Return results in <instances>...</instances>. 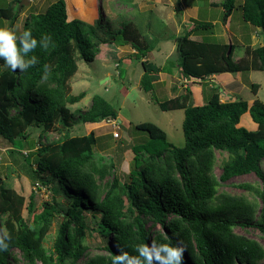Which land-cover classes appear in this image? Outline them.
Returning a JSON list of instances; mask_svg holds the SVG:
<instances>
[{"label": "trees", "instance_id": "1", "mask_svg": "<svg viewBox=\"0 0 264 264\" xmlns=\"http://www.w3.org/2000/svg\"><path fill=\"white\" fill-rule=\"evenodd\" d=\"M67 2L69 17H74L72 10L79 8L83 19L92 18V0L82 7L78 0ZM236 2L221 3L225 22ZM241 6L244 20L260 29L264 38V0H242ZM12 12L11 6L0 8V19L12 20L13 24L20 13L19 7L13 15ZM213 27V23L194 24L184 37L177 39L178 68L185 78L208 82L216 74L264 71V39L256 48L246 47L250 63L243 59L236 62L232 43L229 53V44L211 41L215 34ZM26 29L37 39L51 35L54 46L47 51L38 47L30 53L38 56L39 63L27 72L10 69L0 72V136L11 144L23 140L33 150L35 142L29 132L33 128L50 131L60 124L70 131L74 115L69 106L86 96L85 92L72 95L70 82L78 71V62L95 61L102 45L110 47L106 57L111 56L115 61L118 60L116 46L130 45L135 50V57L144 69L141 84L146 92L152 91L159 80L158 73L163 72L147 59L154 50L153 42L133 22L123 23L120 29L112 31L102 24L101 18L95 24L80 19L69 21L65 0H55L45 12L31 15L24 23ZM44 64L52 65L47 80L42 79ZM238 85L234 81L227 87L238 89ZM252 89L256 95L259 85L253 84ZM222 91L221 87L212 88L202 105L191 103L193 93L189 88L178 97L160 102L162 111H184L185 145L175 147L155 124L135 126L137 131L147 134V139L130 147L134 157L125 182L115 174L117 163L113 159L106 162L95 158L98 138L94 132L81 136L66 134L58 142L41 143L33 154L36 168L29 164L28 170L51 191L52 202L35 214L33 221L25 219L22 215L25 198L0 180V221L3 219L4 228L11 235L8 250L0 251V264H19L14 250L21 252L27 264H112L117 246L136 254L138 244L152 240L170 244L181 241L186 247L184 264L264 261V247L236 233V228H255L264 235V170L261 168L264 103L259 99L252 104L243 100L222 102ZM245 114L257 125L255 131L240 126ZM117 116L107 101L95 96L90 109L78 120L100 123ZM217 151L228 154L219 177L215 174ZM251 173L261 180L262 186H242L259 202L219 193L220 183ZM28 207L32 214L34 206L30 203ZM87 210L94 211L97 231L108 239L104 247L107 254L88 256ZM56 216L62 220L50 251L44 244ZM153 225H159L161 232H154Z\"/></svg>", "mask_w": 264, "mask_h": 264}, {"label": "rangeland", "instance_id": "2", "mask_svg": "<svg viewBox=\"0 0 264 264\" xmlns=\"http://www.w3.org/2000/svg\"><path fill=\"white\" fill-rule=\"evenodd\" d=\"M18 1L22 0H0V8H11L14 12ZM55 0H28L27 6H22L18 18L13 24L12 20L0 19V27L8 26L15 29L18 33L23 32L25 21L33 14H39L46 11L48 6ZM68 18L80 19L85 21L81 15L80 9L72 10L74 17H69V7L67 0ZM93 1V10L98 12V2ZM95 1V4H94ZM102 11L99 12V18L103 25L110 27L112 31H117L123 23L129 21L139 29L143 36L148 37L153 42L154 50L148 55V60L163 70L164 73H170L174 76H167L163 72L158 73L159 79L163 80L153 86L152 91L146 92L142 88L141 79L144 74L142 62L135 57L134 49L130 45L116 46L114 50L121 53V59H112L106 57L110 47L101 46V51L95 61L86 63L78 62V71L70 82V93L78 95L86 93L84 99L75 105L69 106L70 112L74 115L72 128H63L60 124L54 125L52 130L44 131L42 128L30 129L31 140L35 142V148L28 149L25 141H15L14 144L6 141L0 136V180L7 188L15 191L25 198V204L22 208V215L25 219L33 221L34 215L41 213L52 202V193L29 172V164L36 168L33 154L36 153L40 144H52L62 140L66 134L72 136L88 135L95 132L98 143L94 146V155L108 162L113 159L117 163L115 174L122 181L128 180L132 169V160L134 154L131 146L142 144L147 139V134L137 131L135 126L143 123H152L162 129L168 138V141L175 147L182 148L185 145L183 133L184 111H162L159 107L160 102L174 98L180 91V87L187 85L193 90L191 103L202 105L204 98L209 95L211 89L209 84L186 83L184 84L177 77H181L178 68V52L176 50L177 39L184 37L186 32L193 28L194 24L204 25L213 23L211 41L216 43H232L235 46L234 59L236 62L246 60L250 63L251 58L246 55L245 49L248 45L256 48L263 44V36L260 29L246 22L242 14V0H237L235 9L230 18L225 22L224 12L221 5L222 0H102ZM215 3V5H212ZM217 3V4H216ZM88 0H78L79 7L87 6ZM181 7V8H180ZM78 13V14H77ZM192 13L194 19L187 15ZM81 15V16H80ZM182 16L187 17V22L182 24ZM98 18V19H99ZM94 19H89L90 21ZM97 19V20H98ZM88 20V19H87ZM97 20H95L97 22ZM87 22V21H85ZM95 22V23H96ZM89 23V22H87ZM93 23V24H95ZM227 23V24H226ZM92 24V23H89ZM193 39L200 37L192 36ZM122 51V52H121ZM117 55V54H116ZM118 56V55H117ZM119 65V66H118ZM165 68V69H164ZM8 69L4 66V61L0 60V72ZM121 74V75H120ZM162 76V77H161ZM236 76V75H235ZM240 85L238 89H229L221 87L222 102H228L236 98L248 103L259 99L264 103V71H249L238 73ZM259 85L255 95L252 85ZM172 88V89H171ZM186 89L181 90V94ZM231 92H230V91ZM95 96L101 97L108 102L109 107L118 113V129L107 126L109 118L102 120L98 124L83 123L78 120L81 114L87 112ZM240 126L248 131H255L257 125L252 121L249 114L242 117ZM119 132V138H114L110 132ZM122 134H125L122 136ZM125 143H122L124 142ZM10 151H14L11 153ZM215 174L217 177L221 174V167L224 160L228 158L226 152H216ZM264 170V161L261 163ZM242 185L261 187V180L254 174H248L231 179L226 183H220L219 193H226L232 196H245L251 201L259 202L258 198ZM62 204H66L65 199L59 197ZM34 206V212L29 211V204ZM96 213V212H95ZM88 226L86 244L89 248L88 256L97 254H107L104 247L109 243L108 239L103 238L97 231V221L94 218V211L85 212ZM97 216L98 213H97ZM61 217L56 216L53 220L50 232L45 242L46 250H52L56 234L61 223ZM151 222L149 223V225ZM0 228H4L3 219L0 221ZM159 225H153L154 232H161ZM236 233L244 235L250 239L256 240L264 247V235L255 228H236ZM13 255L18 258L19 264H27L19 250H14ZM260 264H264L262 261Z\"/></svg>", "mask_w": 264, "mask_h": 264}, {"label": "clouds", "instance_id": "3", "mask_svg": "<svg viewBox=\"0 0 264 264\" xmlns=\"http://www.w3.org/2000/svg\"><path fill=\"white\" fill-rule=\"evenodd\" d=\"M54 46L51 35L44 34L39 39L32 35L30 29L18 33L15 29L0 27V60L13 72L24 73L39 63L36 55H30L39 47L45 51ZM42 79L47 80L52 73V65L44 64ZM11 235L5 228H0V251H7ZM186 247L181 241L175 244L157 243L152 240L138 244L136 254H131L123 247L117 246L112 264H184Z\"/></svg>", "mask_w": 264, "mask_h": 264}, {"label": "crops", "instance_id": "4", "mask_svg": "<svg viewBox=\"0 0 264 264\" xmlns=\"http://www.w3.org/2000/svg\"><path fill=\"white\" fill-rule=\"evenodd\" d=\"M224 0H222V2H223ZM96 2H98V12L96 11V9L94 10V14H93V16H94V19L93 20H85V21H87V22H89V23H95L96 21L95 20H97L98 18H99V12H100V10L102 11V5H101V2H103L102 0H96ZM221 2V3H222ZM221 3H219L218 5H221ZM94 4H95V1H94ZM217 4V3H216ZM212 5H215V3H212ZM181 8V7H180ZM103 12V11H102ZM103 14H104V12H103ZM105 15V14H104ZM187 17L188 18H192V19H194L195 17H193V15H192V13H190L189 15H187ZM187 17H184V16H182V19H181V22L180 23H182V24H184V23H186L187 22ZM68 20L69 21H72V20H74V18H68ZM228 22H229V20H228ZM227 24V23H226ZM122 52V51H121ZM134 53H135V51H134ZM121 53L119 52V50L117 51V55H118V58L119 59H121V57L119 56ZM149 55V54H148ZM180 71V70H179ZM181 73V72H180ZM163 74H166L167 76H174V75H172V74H170V73H164L163 72ZM236 75V76H235ZM238 74H231V73H223V74H216V75H213L212 77H211V79L208 81V82H202L203 84H209L208 85V87H210V89L211 88H215V87H227L229 84H231V83H233L234 81H235V79H237L238 78V76H237ZM162 77V76H161ZM181 77L182 78H185L182 74H181ZM177 79L178 80H180L181 82H182V80H181V78H180V76L179 77H177ZM187 80H189V83H197V82H199V81H196V80H194V79H187ZM163 80H161V79H159L156 83H160V82H162ZM156 83H155V85H156ZM188 86L187 85H184V86H182V87H180V91H178V93L175 95V97H178V96H180V95H182L181 94V90H183V89H186ZM172 89V88H171ZM225 89V88H224ZM191 90H192V88H191ZM230 91V90H229ZM231 92V91H230ZM192 93H193V90H192ZM222 93H223V91H222ZM174 97V98H175ZM192 98H193V95H192ZM172 99V98H171ZM205 100V99H204ZM235 100H237L236 98H234L233 100H231V101H235ZM228 102H230V101H228ZM253 103V102H252ZM251 103V104H252ZM250 104V103H249ZM246 115V114H245ZM117 118H118V116H117ZM117 120V119H116ZM90 125L91 124H98V123H89ZM107 125V124H106ZM108 126V125H107ZM95 133V132H94ZM110 134H112L113 135V131L112 132H110ZM123 135H125V134H122V136ZM114 137V136H113Z\"/></svg>", "mask_w": 264, "mask_h": 264}, {"label": "built area", "instance_id": "5", "mask_svg": "<svg viewBox=\"0 0 264 264\" xmlns=\"http://www.w3.org/2000/svg\"><path fill=\"white\" fill-rule=\"evenodd\" d=\"M184 84L189 83V80L187 78H184L182 81ZM107 125L112 126L113 128L118 129L117 120L109 118L106 122ZM116 129L113 131L114 138H119V132L116 131Z\"/></svg>", "mask_w": 264, "mask_h": 264}, {"label": "water", "instance_id": "6", "mask_svg": "<svg viewBox=\"0 0 264 264\" xmlns=\"http://www.w3.org/2000/svg\"><path fill=\"white\" fill-rule=\"evenodd\" d=\"M28 4H29L28 0H22L20 2L19 9H21L22 6H27ZM231 46H232V44L230 43L229 53L231 52Z\"/></svg>", "mask_w": 264, "mask_h": 264}]
</instances>
